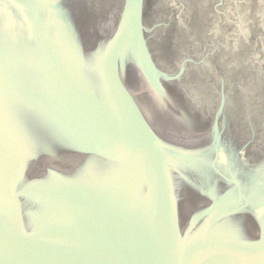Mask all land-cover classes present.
I'll list each match as a JSON object with an SVG mask.
<instances>
[{
  "label": "water",
  "instance_id": "95a60500",
  "mask_svg": "<svg viewBox=\"0 0 264 264\" xmlns=\"http://www.w3.org/2000/svg\"><path fill=\"white\" fill-rule=\"evenodd\" d=\"M0 264H264V0H0Z\"/></svg>",
  "mask_w": 264,
  "mask_h": 264
}]
</instances>
